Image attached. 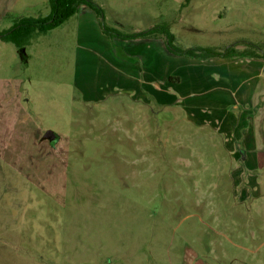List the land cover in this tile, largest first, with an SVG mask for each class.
Listing matches in <instances>:
<instances>
[{
    "label": "rangeland",
    "instance_id": "1",
    "mask_svg": "<svg viewBox=\"0 0 264 264\" xmlns=\"http://www.w3.org/2000/svg\"><path fill=\"white\" fill-rule=\"evenodd\" d=\"M22 1L0 31L50 13ZM94 1L123 33L167 24L181 49L264 57V0ZM74 19L21 50L0 40V264H264V165L158 103L181 101L168 78L190 60L158 37L149 75L124 87L118 64L138 57L111 40L103 85L90 54L77 68Z\"/></svg>",
    "mask_w": 264,
    "mask_h": 264
},
{
    "label": "crops",
    "instance_id": "2",
    "mask_svg": "<svg viewBox=\"0 0 264 264\" xmlns=\"http://www.w3.org/2000/svg\"><path fill=\"white\" fill-rule=\"evenodd\" d=\"M92 1L103 7L102 4ZM21 2L23 1L0 0V18L10 16L7 13L14 12L13 7H17ZM152 11H156V8L147 12ZM151 15L155 16V14ZM151 15L149 13L145 18L150 20ZM72 18H75L73 26L77 43V68L82 66L84 57L90 54L94 57L93 65L99 69L98 73L102 77L103 85H106L111 65L118 61L115 59L116 53L111 40L119 39L126 44L128 57H138L136 64L122 62L118 64L119 69H122L120 73L124 74V87L134 84L139 74L149 75L157 59L155 45L157 38H110L103 33L96 13L86 5H82L80 11ZM156 19L154 17V20ZM140 32L142 31L136 33ZM136 44L138 46L134 47ZM188 60L190 61L182 63V70L178 75L168 78L169 82L180 88L181 101L169 99L160 100L158 103L168 106L179 104L178 107L191 115L195 124L209 125L222 133L226 139L227 149L232 147L233 150L237 149L235 154L244 153L247 159H250L251 168H262L264 165V57L243 54L200 60L203 63L193 61L199 59L188 58Z\"/></svg>",
    "mask_w": 264,
    "mask_h": 264
},
{
    "label": "trees",
    "instance_id": "3",
    "mask_svg": "<svg viewBox=\"0 0 264 264\" xmlns=\"http://www.w3.org/2000/svg\"><path fill=\"white\" fill-rule=\"evenodd\" d=\"M82 5L88 6L100 19V25L105 35L110 38L138 39L165 37L167 50L176 56L191 59L208 60L211 58H228L240 56L243 53L237 52L239 43L234 44L224 51H217L212 48H189L181 49L175 45V36L167 24L157 25L140 33L125 34L121 31L110 28L106 25L104 10L92 0H49L50 13L46 17H15L13 25L7 30L0 31V40L14 45L19 50L30 45L36 34H46L63 26L69 19L75 16ZM251 49L258 48L257 45L247 44ZM250 52V51H249ZM244 54L249 56H260L255 52Z\"/></svg>",
    "mask_w": 264,
    "mask_h": 264
},
{
    "label": "water",
    "instance_id": "4",
    "mask_svg": "<svg viewBox=\"0 0 264 264\" xmlns=\"http://www.w3.org/2000/svg\"><path fill=\"white\" fill-rule=\"evenodd\" d=\"M43 138H44L45 140L50 141L51 143L57 142V140H58V136H57L55 133L51 132V131H48V132L44 135Z\"/></svg>",
    "mask_w": 264,
    "mask_h": 264
}]
</instances>
